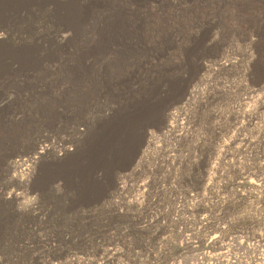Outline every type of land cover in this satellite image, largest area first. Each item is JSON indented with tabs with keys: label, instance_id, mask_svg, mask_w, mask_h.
I'll list each match as a JSON object with an SVG mask.
<instances>
[{
	"label": "rangeland",
	"instance_id": "1",
	"mask_svg": "<svg viewBox=\"0 0 264 264\" xmlns=\"http://www.w3.org/2000/svg\"><path fill=\"white\" fill-rule=\"evenodd\" d=\"M261 1L212 14L197 0L148 1L168 23L151 16L123 57L95 52L78 84L60 56L30 75L0 73V264H264ZM32 10L30 27L0 23V48L78 46ZM125 98L151 104L114 138ZM104 131L113 155L94 186L49 178Z\"/></svg>",
	"mask_w": 264,
	"mask_h": 264
},
{
	"label": "bare ground",
	"instance_id": "2",
	"mask_svg": "<svg viewBox=\"0 0 264 264\" xmlns=\"http://www.w3.org/2000/svg\"><path fill=\"white\" fill-rule=\"evenodd\" d=\"M148 1L152 0H0V23L19 20V25L30 27L29 24L37 17V13L32 9L37 8L38 12L44 9L47 11L49 20L55 26L61 27L65 36L71 35L78 41V46L68 53L61 47L50 51L52 45L49 43L45 47L28 45L17 48H0V73L12 69L14 66L19 69L20 74L29 73L30 75V73L39 71L43 65H51L50 62H54L57 60V56H60L62 57L59 62L62 77L67 80L69 85L78 84L80 79L84 78L83 76H88L92 71L93 66L91 68L90 66L92 62L94 63L92 56L95 52L106 49L103 61L106 56L123 57L125 54L127 55V51L129 53L134 43L140 42L142 33L150 30L151 16L155 17L162 25L168 23L163 19L161 9L155 12L144 9L143 4ZM227 1L218 0L217 3L213 1L211 4H207V0H197V5L211 13L212 10L222 8ZM240 1L243 3L249 1L256 5L261 0ZM11 73L13 72L11 71ZM53 76L55 77V75ZM119 84L117 85L119 86ZM125 102L128 106L122 108L121 113L117 115L116 120L112 121L110 129L107 131L114 138H128L132 135L136 131V121L149 111L151 104L149 99L144 101L126 99ZM107 132H101L97 137L95 135L89 140L73 162L62 161L63 164L54 167L48 172L49 178L60 180L69 188L70 186L75 187L76 179L83 183L92 180L93 175L101 169L103 163H107L105 157L113 155L108 153L107 148L114 139L104 137ZM110 152H114V149ZM87 189L85 188V190Z\"/></svg>",
	"mask_w": 264,
	"mask_h": 264
}]
</instances>
